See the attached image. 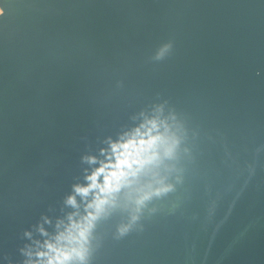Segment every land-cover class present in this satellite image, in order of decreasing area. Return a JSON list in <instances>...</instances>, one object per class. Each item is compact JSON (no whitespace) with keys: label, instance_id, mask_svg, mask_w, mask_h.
I'll return each instance as SVG.
<instances>
[{"label":"water","instance_id":"1","mask_svg":"<svg viewBox=\"0 0 264 264\" xmlns=\"http://www.w3.org/2000/svg\"><path fill=\"white\" fill-rule=\"evenodd\" d=\"M0 8V264H24L21 249L84 214L81 197L66 203L99 167L83 158L103 160L158 108L182 136L163 173L175 189L124 236L122 195L96 223L89 264H264V0Z\"/></svg>","mask_w":264,"mask_h":264},{"label":"clouds","instance_id":"2","mask_svg":"<svg viewBox=\"0 0 264 264\" xmlns=\"http://www.w3.org/2000/svg\"><path fill=\"white\" fill-rule=\"evenodd\" d=\"M169 48L170 45H165L156 59H161ZM161 112L158 108L156 115L145 117L131 132L115 141L109 139L108 148L101 150L103 160L95 156L83 158L89 164L98 163L99 167L85 176V184L73 186V194L66 198V203L79 208L76 197H81L85 201L84 214L69 215L62 231L42 244L35 241V251L31 246L21 249L27 257L24 264H89L96 223L110 214L122 195L131 207L128 223L118 227L120 236L137 224L151 200L174 191L175 185L163 173L174 170L168 162L178 159L182 136L179 127L170 124ZM39 231L47 235L43 227ZM25 235L30 237L31 233Z\"/></svg>","mask_w":264,"mask_h":264},{"label":"built area","instance_id":"3","mask_svg":"<svg viewBox=\"0 0 264 264\" xmlns=\"http://www.w3.org/2000/svg\"><path fill=\"white\" fill-rule=\"evenodd\" d=\"M2 13V10H1V8H0V14Z\"/></svg>","mask_w":264,"mask_h":264}]
</instances>
